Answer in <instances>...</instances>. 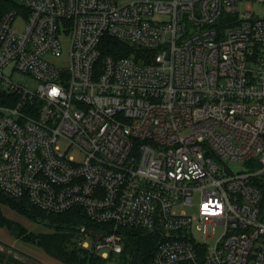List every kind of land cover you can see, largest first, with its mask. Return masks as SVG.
<instances>
[{"label":"built area","instance_id":"1","mask_svg":"<svg viewBox=\"0 0 264 264\" xmlns=\"http://www.w3.org/2000/svg\"><path fill=\"white\" fill-rule=\"evenodd\" d=\"M0 2L6 195L81 209L106 260L143 230L163 237L148 264H264V0Z\"/></svg>","mask_w":264,"mask_h":264},{"label":"trees","instance_id":"2","mask_svg":"<svg viewBox=\"0 0 264 264\" xmlns=\"http://www.w3.org/2000/svg\"><path fill=\"white\" fill-rule=\"evenodd\" d=\"M12 2H0V18L4 12L12 9ZM107 55L128 57L133 49L127 44L109 40ZM0 206L18 212L36 224H42L47 231L31 233L18 222L7 218L0 207V228L8 230L16 239L36 244L52 259L62 264H107L108 261L119 259L125 264H148L154 256L156 247L163 237L159 233L134 230L124 233V252L111 255L104 259L93 249H83L79 245L81 228L88 231L104 230L102 226L92 223L81 209H73L63 214L48 213L34 206L27 199H15L0 189ZM0 264H24L14 256L0 252Z\"/></svg>","mask_w":264,"mask_h":264},{"label":"rangeland","instance_id":"3","mask_svg":"<svg viewBox=\"0 0 264 264\" xmlns=\"http://www.w3.org/2000/svg\"><path fill=\"white\" fill-rule=\"evenodd\" d=\"M130 0H118L120 5L128 3ZM255 10L258 13L263 12L264 7L261 4L254 5ZM23 23H17L16 28L22 29ZM13 81L17 84L28 88L30 90H36L38 88V83L31 79L29 76L23 74H16L12 77ZM230 165L236 170H242L243 166L240 163H230ZM200 200V194H196L193 200V206L184 207V210L188 214L198 215V203ZM3 214L21 224L26 230L27 235L31 233H37L42 231H47V228L42 224H36L5 206H0ZM180 211V209L178 210ZM219 237V232L216 236L206 239L209 245H214L217 238ZM198 241H204L203 236H197ZM0 252L7 254L8 256H14L19 259L24 264H62L50 256H48L42 249H40L36 244L25 241V239H16L8 230L0 228ZM107 264H125L119 259H113L107 262ZM128 264V263H127Z\"/></svg>","mask_w":264,"mask_h":264},{"label":"water","instance_id":"4","mask_svg":"<svg viewBox=\"0 0 264 264\" xmlns=\"http://www.w3.org/2000/svg\"><path fill=\"white\" fill-rule=\"evenodd\" d=\"M226 167V171L232 175V172L230 171V169L225 165ZM88 235L95 238V239H102L104 237V233L103 232H88Z\"/></svg>","mask_w":264,"mask_h":264}]
</instances>
